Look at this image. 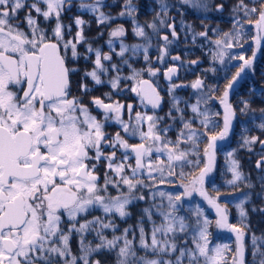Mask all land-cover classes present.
Returning a JSON list of instances; mask_svg holds the SVG:
<instances>
[{"label": "snow or ice", "instance_id": "obj_1", "mask_svg": "<svg viewBox=\"0 0 264 264\" xmlns=\"http://www.w3.org/2000/svg\"><path fill=\"white\" fill-rule=\"evenodd\" d=\"M70 2L71 0H33L31 4H26V0H0V264H36L37 261L41 264H54L55 257L68 256L71 259H64L63 264H77L78 257L71 254L69 247L70 236L74 231L81 234L88 231L93 224L98 226L93 230L100 243L93 248L90 244L86 245L81 237L82 255L79 259L83 264H90L88 258L90 253L101 248H116L120 241L123 243L119 247L116 264H185V260L187 264H244V232L228 222L227 208L218 202L220 193L217 191L216 197L209 196L205 189V181L214 171L217 141L228 137L235 117V110L228 101L229 91L245 68L251 65V59L237 57L242 63L219 98L224 109L223 128L216 134L201 132L193 127L191 120H185L183 110L179 107V99L174 95L172 109L181 113L179 119L183 122V127L175 141L167 138L171 126L158 127L163 117L136 112L134 123L131 122V116L130 121L125 122L122 119V110L126 107L131 114L132 104L125 106L118 101L105 103L103 99L94 97L91 103L97 109L103 110L104 118L99 120L82 102L81 97L71 95L70 76L77 69L67 65V52L70 49L71 58H78L80 54L77 51V44L85 41V37L81 29L77 31L74 41L64 40V28L70 26L63 25L60 17L65 4ZM159 2L162 10L166 12L167 5L164 0ZM183 2L189 3L191 0H183ZM41 4L46 5V8L42 9ZM26 6L30 9L25 16L29 29L27 32L19 24L11 23L17 18V13ZM203 6L207 7V5ZM80 7L98 13V23L112 19L100 11V0H95L93 4L81 3ZM124 8L125 10L119 15L133 17L134 34L147 39L144 28L139 26L134 18L136 6L132 0H125ZM222 9L223 5H217V10ZM31 10H34L38 16H43L46 21L55 18L56 24L52 29L51 37L39 26ZM232 13L233 30L224 33L223 39L214 41L218 51L213 54V59H219L221 64L224 63L226 50L234 46L233 43L226 41H235L236 46H241L239 41L244 34L245 25L238 13H242L245 18L258 13V18L254 22L257 29L254 37L256 46L259 47L264 40V3L257 8L255 4L249 7L244 0H238L233 6ZM74 22L78 27L86 23L80 17H76ZM160 23L164 24V20L161 19ZM248 23L253 22L249 19ZM148 27L157 30L155 23L149 24ZM167 27L171 29L172 37H177L174 25L168 24ZM188 28L191 30V26ZM124 35L123 26H118L110 33L112 37ZM196 35L208 39L207 31L195 33L193 39ZM162 40L164 46L160 48V55L157 57L160 61L168 53L167 45L172 43L167 35H164ZM108 43L111 45L112 41L109 40ZM141 47H143L144 59L148 61V46L132 45V54L136 55ZM127 51L129 46L121 42L118 55L123 57ZM87 52L94 53L95 67L91 71H85L84 76L91 77L95 84H101L103 81L99 72L108 71L102 61L111 60V55L102 54L99 48H93L90 44ZM172 59L179 61L180 57L173 56ZM123 63L127 64L128 61L124 60ZM190 63L196 64L198 61L193 60ZM112 68L118 73V65L113 64ZM142 71L144 70L133 72L131 78L136 81V86H133L131 91L141 97L142 103L146 102L152 109H156L161 105L162 97L150 80L138 78ZM157 71L151 67L147 69L150 76H156ZM211 71L215 72L216 69L213 68ZM176 72V67H170L164 75L171 81ZM119 80L120 76L117 74L108 83L115 89ZM184 86L171 84L168 91L171 94L175 89ZM191 87L203 89L204 82L197 78ZM13 88L15 90H11ZM79 88L84 93L89 91L88 85L84 83H81ZM209 91H216V87L209 86ZM105 97L111 99L108 93ZM201 102V99H198L196 103L190 105L191 111L201 118L200 123L204 129L209 125L215 126L208 111L200 110ZM207 102V99L203 100V103L207 104ZM242 103L243 113L249 108V104L247 101ZM172 109L167 115L175 120L176 117L171 114ZM261 112L264 113V109ZM109 113L114 115L110 116ZM110 119L122 125L124 133L129 136H139L141 143L129 144L119 132L109 140L104 127L105 121ZM145 121L147 131H142L141 126ZM259 128L264 129V123H261ZM205 135L208 143L201 157L199 141ZM258 140L256 136L245 137L242 146L250 148ZM259 143L264 147V140H259ZM102 145L113 149L117 147L124 149L123 160L114 163L116 152L105 155ZM181 145L190 146L181 147ZM129 152L134 154V166L127 163ZM234 152L235 150L228 152L227 156L233 157ZM153 153L158 154L155 162L151 160ZM160 156H166V159H160ZM192 156L196 159L189 158ZM146 158L147 164L144 162ZM101 159L107 162V169L118 179L105 172L104 183H99L100 177L96 174V169ZM201 159L204 161L203 167H200ZM193 164L199 168V173L188 178L183 169ZM262 164L264 158L257 162V167ZM125 169H130L131 174H125ZM230 171L232 179L226 181L228 185H235L245 179L236 159L230 160ZM145 172L152 184L140 178ZM154 173L159 174V183H164L165 180L171 182V178L180 177V186L183 188V191L176 195L162 191L158 193L162 201L167 200V205L162 202L152 205L162 217V222L158 225L152 222L150 242L146 239L143 224L139 225L140 246L146 251L151 250L155 258H149L147 255L137 257L133 241L128 238L130 230L128 228L124 229L121 236L113 235L112 239H108L103 234V229H115L116 225L112 221L105 223L100 217H94L92 220L79 223L77 227L78 214L85 213L93 207L101 208L105 214L115 212L120 217L129 215L126 206L132 200L145 198L143 194L134 195L138 188L151 190L152 198L155 200L157 193L153 189L157 177ZM261 179L264 180V177ZM110 185L117 189L118 195L101 194L108 193ZM122 186H126L127 192L120 191ZM247 187L250 188L252 185L249 183ZM193 193H198L215 209L217 219L214 223L218 229H227L236 234V251L230 262L227 260V254L231 251L228 244H216L210 247L209 229L213 221L205 215L203 208L197 205L194 209L187 210L190 215L178 214L183 199L192 197ZM249 199L250 195H246L236 204L242 219L246 217L243 205ZM143 213L151 221L153 215L151 208H144ZM64 215L70 222L67 232L60 227ZM178 234L185 236L183 246L179 243ZM188 237L191 238L192 247L187 244ZM257 240L256 236L252 237L253 262L256 264V257L259 256L261 259L258 264H264V251H261L257 245ZM177 252L178 255L174 259L165 258ZM94 264L100 262L95 261Z\"/></svg>", "mask_w": 264, "mask_h": 264}, {"label": "trees", "instance_id": "obj_2", "mask_svg": "<svg viewBox=\"0 0 264 264\" xmlns=\"http://www.w3.org/2000/svg\"><path fill=\"white\" fill-rule=\"evenodd\" d=\"M125 2V0H114L116 2ZM249 7L253 4L257 8L260 7L264 0H244ZM132 3L136 6L134 18L137 24L143 28H146L147 39L144 37L133 36L130 38L132 45L139 44L145 46V43H149V53L147 54L150 59L151 66L156 69H165L168 64H171L172 56H179L182 60L181 66V82L185 83V88H177L173 93L168 94V101L164 107V112L161 115L162 121H159L158 127L164 128L169 127L167 138L173 141L176 140L180 129L183 127V122L179 119L181 113H178L175 109H172V96H176L179 99V107L183 110V116L185 120H191L193 127L197 128L201 132L207 134H216L223 128V115L224 110L220 106L219 98L223 95L225 86L228 81L231 80L232 76L235 75L239 69L242 61L237 59L239 56H243L245 59L250 58L253 55V43L252 39L256 35L254 29V22L258 18V13H253L250 17L245 18L242 13L237 15L244 23L243 36L239 41V45L236 46L235 41H226L233 43V47L227 49V54L224 57V63L221 64L219 59L214 60L213 54L218 51L217 46L214 44L216 39H223L224 33L233 30L234 16L232 13L233 6L238 3V0H191L189 3H184L183 0H164L167 5L166 12L162 10L159 0H132ZM200 5V6H198ZM203 5H207L205 8ZM217 5H223L222 10H217ZM119 10V7H116ZM121 9L119 11H124ZM125 21H131L133 24V17L122 16ZM161 19L164 20V24H161ZM253 23H248V20ZM155 23L157 30H153L148 27L149 24ZM173 23L175 25V31L177 37L173 38L170 35L171 44L167 45L168 53L162 61L158 60L157 57L160 55V48L164 46L162 40V34L167 31V25ZM188 26H191L189 30ZM134 28V27H133ZM207 31L208 39L196 35L195 33ZM134 33L133 29L130 28L129 33ZM264 41V40H263ZM260 55L255 61V68L253 75L245 76V78L238 83H234L232 89L229 91L228 101L235 110V117L232 120L231 131L227 137V141L223 142L218 148L215 175L210 180L208 188L209 190L217 195V191L220 193L221 200L226 205L229 215L231 216V224L240 227L244 232V248L246 254L244 256L245 264H254L253 262V242L252 237L258 238L257 245L261 251H264V164L259 168L257 162L264 158V147L261 146L259 140H264V129H260L259 125L264 123V113L261 112L264 109V42L260 49ZM134 60L129 61L128 64L134 66H140L145 63L143 47L137 50V54L133 55ZM192 60L198 61L196 64L190 63ZM190 61V62H189ZM175 62V61H174ZM216 69L215 72L211 69ZM154 80L158 82V79L153 76ZM166 77L163 75L162 79ZM200 78L204 82L203 89H193L191 84ZM169 81V80H167ZM174 82L169 81L168 89ZM176 84V83H175ZM160 87L163 85L158 83ZM209 86H215L216 91L210 92ZM203 94V95H202ZM211 97V98H209ZM201 99L200 110L203 112L208 111L210 119L214 121L215 126L209 125L207 129H204L200 123V117L191 111L190 105ZM207 99V104L203 103V100ZM242 101H247L249 108L245 112H241L244 108ZM172 109V116L176 117L172 120L168 117L167 113ZM219 113V115H215ZM162 123V125H161ZM164 135V133H161ZM256 136L259 140L249 147H244L243 139L245 137ZM208 143L207 135L203 136L199 141V151L201 157L203 155V149ZM188 145L187 147H189ZM182 147H186L183 145ZM235 150L233 157L227 156L228 152ZM195 160L196 157H189ZM157 154H153L151 160L155 162ZM160 159H165L164 156H160ZM236 159L239 162V170L244 174L245 179L238 181L235 185H228L226 181L232 179V172L230 171V160ZM119 163V162H117ZM145 163H148L146 158ZM204 161L201 159L200 167ZM199 168L193 165H187L184 167L186 176H193V172ZM127 170V169H126ZM179 171V169H177ZM131 172L129 171L130 175ZM157 177V182L154 185V191L166 190L168 185L180 179L175 177V180L168 182L165 180L164 183H159L160 176L158 173H154ZM114 179H118L114 174ZM140 178L144 179L146 183L152 184L151 180L147 179L145 174ZM252 187H247L248 184ZM120 191L127 192L126 186H122ZM108 192L111 196L118 195L116 188L109 186ZM143 194L145 197L143 200H134L135 202L130 203L126 206V211L130 213L125 217H120L118 213L105 214L99 207L90 208L87 212L83 213L82 216H77V223L85 222L86 220H92L94 217H100L103 222L107 223L112 221L116 227L115 229L108 228L103 229V234L108 238L112 239L113 235L121 236L124 229H130L128 232V238L133 241V248L136 251L137 257L147 255L149 258H155L151 253V250H145L140 246L139 243V225L142 223L145 229L146 239L150 242V233L152 229V222L154 221L157 225L162 222L160 214L157 213L155 208H152L153 204H160L162 199L156 195L155 200L152 198V191L149 189H137L134 195ZM246 195H250V199L243 205L246 217L241 218L239 210L236 208V204L241 199H244ZM165 206L167 203L164 204ZM144 208H151L152 219H148L147 215L143 213ZM255 209V210H253ZM181 210V209H180ZM183 215H188L186 210L181 211ZM81 217H83L81 219ZM143 217V219H141ZM194 219V218H193ZM79 225H77L78 227ZM97 225L93 224L91 229L84 233L72 232L69 239V247L71 254L78 257L77 264H83V261L79 259L82 255L80 241L83 237L84 243L90 244L91 247L95 248L100 243L96 232L93 230ZM184 234H178V240L181 246L184 244ZM231 237V236H230ZM217 238V237H216ZM188 239V246L192 247L191 238ZM215 238L211 239L210 247L213 246ZM236 242L231 238L230 248L234 253L236 250ZM120 241L116 248L108 249L101 248L97 251L90 253L89 261L90 264H94L95 261H99L100 264H116L117 253L119 247L122 246ZM245 253V252H244ZM177 253L171 254V257L166 256L165 258L174 259ZM64 259H71L70 256L60 258H54V264H63ZM131 259V258H130ZM261 257H256V264H258ZM185 264L187 261L185 260Z\"/></svg>", "mask_w": 264, "mask_h": 264}, {"label": "flooded vegetation", "instance_id": "obj_3", "mask_svg": "<svg viewBox=\"0 0 264 264\" xmlns=\"http://www.w3.org/2000/svg\"><path fill=\"white\" fill-rule=\"evenodd\" d=\"M33 0H26V4H31ZM93 4L95 3V0H71L70 4L66 3L64 6V11L61 14L60 20L63 25L65 26H70L64 28V40H73L75 39L76 33L78 30L82 29L83 36L85 37V41L80 42L77 44V51L80 54L78 58L72 59L71 58V50L69 49L67 52V65L70 68H76L77 71L70 76L71 80V95L72 96H77L81 97L82 102L87 105L92 114L97 116V119L103 120V110L102 109H97L92 103L91 100L94 97H98L100 99H103L105 103H113L118 101L120 104L127 106L128 104L133 105V109L131 114H129L127 108L125 107L122 110V119L125 122L130 121V116L132 117L131 122L134 123V117L136 112H141L143 114V107L141 106V97L137 95V93L132 92L131 89L133 86H136V81L133 80L132 74L134 71H140L144 70L141 72L140 76L138 77L139 79L143 80H150L153 82V84L157 87V90L160 93V96L164 99V104L162 109L160 111L152 109V107L148 106L145 102V104L148 108L149 111L152 113H155L156 115H161L164 112V107L166 105V102L169 100L168 99V86L164 85L160 87L158 82H156L153 78V76H150L149 73L147 72V69L149 67L153 68L150 64V59L146 61L145 63L141 64L140 66H134L133 64H125L123 63L124 60L133 61L134 57L131 51V40L133 36H135L134 33H129L130 28L133 29L134 26L131 25L125 19H123L122 16L119 15L121 9L124 8L125 2H116L114 3V0H100V11H103L106 15L111 17L112 19H109L103 23H98L97 22V15L98 13L92 12L91 10L87 8H81L80 4ZM40 7L42 9L46 8V5L41 4ZM116 7H119V10H116ZM30 11V9L26 6L23 9H21L17 13V18L13 19L11 23L13 24H19V26L24 30V31H29L27 24L25 22V16L26 14ZM31 14L33 17L37 19V22L39 26L43 29H45L46 34L51 37L52 36V29L56 24L55 18H50L49 20H45L43 16H38L34 10H31ZM80 17L82 20L86 21V23L80 27H78L75 24V18ZM173 24V23H171ZM118 26H123L125 29V35L123 37H112L110 36V33L112 30L117 28ZM145 33H147L146 28H144ZM165 34L171 35V29L167 27V31H165ZM137 39L139 37L137 36ZM111 40L112 44L109 45L108 41ZM53 42H55L53 38ZM121 42H123L125 45L129 46V51L125 52L124 56L121 57L118 55L120 52V45ZM91 45L93 48H99L102 54H109L111 55V60L109 61H102V63L105 65V67L108 68V71L105 72H99L100 78L103 81L101 84H95V82L91 79V77H85L84 73L85 71H91L94 69V61H95V55L94 53H88L87 48L88 45ZM62 54H64L63 49L61 50ZM148 53H149V48H148ZM147 53V54H148ZM175 56V55H174ZM87 57V58H85ZM173 57V56H172ZM181 59L179 61H171V64H168L165 69H160L156 68L154 70L157 71V75L155 76L156 78H161L159 80H165L162 79V76L164 73L167 71L168 68L176 66L178 68V74L170 81L174 82L176 84H183L181 82ZM118 65V73L116 69L112 68V65ZM117 74L120 76V80L118 82V87L117 88H112L111 84L108 83L113 77H115ZM165 76V75H164ZM125 77H128L125 79ZM168 80V79H167ZM81 83L87 84L89 91L87 93L81 92L79 85ZM185 85V83H184ZM181 88V87H180ZM185 88V86L183 87ZM11 90H15L14 88ZM108 93L110 94L111 99H108L105 97V94ZM22 94V93H21ZM110 116L114 115L113 113H109ZM162 125V123H161ZM147 127L144 128L146 130ZM142 130V126H141ZM104 131L106 134H108V139L111 140L117 132L120 133L121 137L129 144H139L141 143V140L139 136H129L128 134L124 133L122 129V125L117 123L115 120H108L105 121V127ZM222 144V141H220V144H217V148ZM102 151L105 155H110L113 151L116 152V157L117 156H122L124 154L125 150L117 147L116 149H113L111 147H108L107 145H102ZM217 151V149H216ZM131 152H129V155ZM91 154V153H90ZM218 154V151H217ZM134 156V155H133ZM132 156V158H133ZM216 157V156H215ZM131 158V159H132ZM117 158H115L116 161ZM146 160V159H145ZM107 162L101 159V161L97 165L96 169V174L100 177L99 183L102 184L104 182V175L105 172L107 174L109 173L110 170L107 169L106 167ZM130 165H135V162ZM83 214V213H82ZM82 214H78V216H82ZM83 217H81L82 219ZM83 223V222H82ZM79 225V223H77ZM70 226V222L68 221V218L66 215L62 216V223L60 227L67 232L68 227ZM36 264H41L40 261H37Z\"/></svg>", "mask_w": 264, "mask_h": 264}, {"label": "rangeland", "instance_id": "obj_4", "mask_svg": "<svg viewBox=\"0 0 264 264\" xmlns=\"http://www.w3.org/2000/svg\"><path fill=\"white\" fill-rule=\"evenodd\" d=\"M116 29V28H115ZM254 29L256 30V34H257V29H256V27H255V24H254ZM256 36V35H255ZM252 41V43H253V53L255 52V56H251L250 58H248V59H251V61H252V63H251V65L250 66H248V67H246L245 68V70L242 72V74H243V79L245 78V76L247 77V76H249L250 74L251 75H253V71H254V68H255V61H256V59L259 57V55H260V49H261V47H262V44H263V40L261 41V44H260V46L259 47H257L256 46V43H255V40H254V38L251 40ZM145 46H148V48H150V46H149V43L148 42H146L145 43ZM193 61V60H192ZM190 62V61H189ZM158 83H160V84H164V85H169V81H167V79H165L164 81L163 80H159L158 81ZM175 84V83H174ZM182 85H184V84H182ZM182 88V87H181ZM195 90V89H194ZM220 103V102H219ZM141 106L143 107V111H145V112H143V113H146L147 115H156L155 113H152L151 111H149L148 110V108H147V106L145 105V104H143V103H141ZM220 106L222 107V105L220 104ZM96 116V115H95ZM97 117V116H96ZM111 120H114V119H111ZM145 127H147V122L145 121L143 124H142V131H147V129L146 130H144V128ZM230 131H231V129H230ZM230 131H229V134H230ZM229 136V135H228ZM227 141V138L226 139H224V140H222V143L223 142H226ZM217 143H218V141H217ZM183 145H181V147H182ZM188 145H186V147H187ZM131 155H129V159H128V161H127V163L128 164H131V162L132 163H134L135 162V159H134V154L133 153H130ZM153 154H156V153H153ZM158 155V154H157ZM132 156H133V158H132ZM165 157V159H166V156H164ZM117 159H116V161H114V163H117V162H121L122 160H123V154H122V156H117L116 157ZM132 158V159H131ZM216 160H217V151H216V157H215V166H214V171L210 174V176L208 177V178H206V181H205V189H206V191L208 192V194H209V196H212V197H216L217 195H215L214 193H212L210 190H209V188H208V185H209V182H210V180L214 177V175H215V169H216ZM145 162V161H144ZM147 164V163H146ZM201 167H203V165L201 166ZM129 171H130V169H125V174H129ZM198 173H199V169L198 170H196V171H194L193 172V176H195V175H198ZM108 175L109 176H111L112 177V175H113V172L112 171H109V173H108ZM145 176H147L146 175V172H145ZM188 178H191L190 176H188ZM171 180H175V177H173V178H171ZM185 182H187V180H185ZM104 183V182H103ZM102 183V184H103ZM165 192V193H171V194H173V195H176V194H179V193H181L182 191H183V188L180 186V179H178V180H175V182L174 183H172V184H170V185H168V187H167V189L166 190H160V191H157V195H158V193L159 192ZM102 195H110V193L108 192V193H101ZM114 196H116V195H114ZM159 196V195H158ZM160 199H162L161 197H160ZM162 201V200H161ZM132 202H135L134 200H132ZM131 202V203H132ZM218 202L222 205V206H225L226 207V205H224V202L221 200V197L219 196V198H218ZM162 203L163 204H165V203H167V200L166 199H163V201H162ZM197 205H199L201 208H203L204 209V212H205V215H207L208 216V218L210 219V220H212L213 221V224L210 226V229H209V231H210V233H211V235H210V238L211 239H213V238H215L216 240H215V242H214V244H213V246L212 247H214L216 244H228L229 245V247H230V243H231V238H233V240H235L236 241V239L234 238V237H230V234L227 232V229H218L216 226H215V223H214V221L217 219V217H216V213H215V209H213L211 206H209L208 204H207V201L206 200H204L201 196H199V194L198 193H193V196L192 197H186V198H184L183 199V202H182V205H181V207H180V211H179V215H183V213L181 212V211H184V210H188V209H194ZM227 208V207H226ZM188 212V211H187ZM157 213H159V212H157ZM189 213V212H188ZM82 214V213H81ZM188 215H190V214H188ZM227 215H228V222L231 224V222H230V218H231V216L229 215V212H228V210H227ZM160 218H162L161 216H160ZM194 218V217H193ZM237 228H239V229H241L240 227H237ZM242 230V229H241ZM243 231V230H242ZM217 237V238H216ZM189 238V237H188ZM184 240H185V237H184ZM189 241H188V239H187V243H188ZM234 244H236V246H237V242H234ZM231 249V248H230ZM236 251V250H235ZM235 253V252H234ZM232 251H230L228 254H227V260L230 262L231 261V259H232V256H233V254H234ZM245 254H246V251H245V253H244V256H245ZM244 264H245V259H244Z\"/></svg>", "mask_w": 264, "mask_h": 264}, {"label": "water", "instance_id": "obj_5", "mask_svg": "<svg viewBox=\"0 0 264 264\" xmlns=\"http://www.w3.org/2000/svg\"><path fill=\"white\" fill-rule=\"evenodd\" d=\"M176 68H177V67H176ZM177 74H178V69H177V72L173 75L172 79H173ZM240 79H241V75H240V77L237 79V81L239 82ZM152 83H153V82H152ZM145 103H146V102H145ZM146 104H147V103H146ZM163 104H164V99L162 98V103H161V105H160L158 108H156L155 110L160 111V109H162V107H163ZM147 105L151 107L150 104H147ZM223 110H224V109H223ZM217 144H220V141H218ZM227 232H228L229 234H231V236L234 237V238L236 239V234H235L234 232H231V231H229V230H227ZM243 244H244V237H243ZM244 245H245V244H244ZM244 252H245V248H244Z\"/></svg>", "mask_w": 264, "mask_h": 264}]
</instances>
